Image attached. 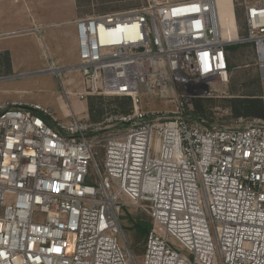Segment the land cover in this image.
Here are the masks:
<instances>
[{
  "label": "built area",
  "instance_id": "obj_1",
  "mask_svg": "<svg viewBox=\"0 0 264 264\" xmlns=\"http://www.w3.org/2000/svg\"><path fill=\"white\" fill-rule=\"evenodd\" d=\"M244 25L230 36L217 0H146L73 21L77 65L46 72L68 106L103 96L128 99L129 112L103 137L73 112L0 103V264H264V94L244 127L193 114L212 83H229L231 46L250 45L264 85V1L245 7ZM63 72L82 89H64ZM153 102L171 110H146ZM128 208L149 216L140 257Z\"/></svg>",
  "mask_w": 264,
  "mask_h": 264
},
{
  "label": "rangeland",
  "instance_id": "obj_2",
  "mask_svg": "<svg viewBox=\"0 0 264 264\" xmlns=\"http://www.w3.org/2000/svg\"><path fill=\"white\" fill-rule=\"evenodd\" d=\"M162 2L163 0H158ZM264 0H219L218 11L220 24L230 36L242 37L245 35L244 10L246 6L262 2ZM146 5V0H1L0 8L6 9L8 17L16 15L21 18L24 26L29 22H35L40 26H46L51 22H65L76 18L110 14L130 9H136ZM20 23V20L18 21ZM75 31V29H74ZM45 30L36 34L38 43L33 37H16L14 40L0 42V49L5 53L0 54V78L7 73V58L12 57L16 64L14 75L17 73H29L38 67L41 62L46 68L53 65L51 50L46 39ZM231 38L232 40H235ZM2 39V38H0ZM234 61L231 68L230 81L226 86L212 83L210 95L198 100L202 111L196 116L202 118L209 125H218L228 128H240L248 125L252 117L233 116L231 103L233 98H255L264 94V85L258 78V72L249 45L238 44L232 53ZM77 65V64H76ZM54 66V65H53ZM55 67V66H54ZM58 68V67H56ZM48 70V69H47ZM67 74V75H66ZM69 78L70 83L64 85V79ZM64 89L75 93L82 89L81 77L78 72L62 73L60 79ZM10 91L4 95L0 92V101L21 100L30 104L49 106L56 109L55 90L61 92V87L52 74L37 76L18 77L15 79L0 80V91ZM71 99V98H70ZM1 103V102H0ZM26 103V104H27ZM85 110L80 111L78 118L95 124L103 131V137L115 132L114 118L129 111L130 102L126 99L108 98L103 96H91L85 102ZM195 104L193 114H195ZM143 109L145 107L143 106ZM170 111L167 105L153 102L146 110ZM59 120H62L58 113H55ZM96 163L99 164L102 155V148L96 150ZM140 218L143 222L149 220L148 214L143 210L128 208L124 211L122 225L124 233L132 248L133 253L140 257L144 252L145 238L139 237L135 230H132L131 219Z\"/></svg>",
  "mask_w": 264,
  "mask_h": 264
},
{
  "label": "crops",
  "instance_id": "obj_3",
  "mask_svg": "<svg viewBox=\"0 0 264 264\" xmlns=\"http://www.w3.org/2000/svg\"><path fill=\"white\" fill-rule=\"evenodd\" d=\"M5 10L6 9L0 8V32L1 34H3V37L2 39H0V42L5 40H14L16 37L29 36L33 37L36 43H38V38L36 37V34H40L41 31L45 30L44 39H46L47 43L49 44L53 65L55 67H58V69H69L76 66V64L78 63V54L73 21L77 20L78 18L67 20L65 22H51L46 26H40L35 22H31V24L27 22V24L23 26L20 17L17 18L15 14L10 17H7L4 12ZM19 20L20 23H18ZM3 53H5V51L0 49V54ZM7 66V73L4 74L3 77L0 78V80H7L6 78L15 79L18 77L51 74L46 72L48 69V65L46 68V64L44 62H41L36 68V70L32 72L17 73V75H14V70L17 67L12 57L8 58ZM69 83V78H65L64 85H68ZM0 92L6 95L10 91L2 89ZM55 94L56 109L52 110L49 106L43 107L49 109L54 113H58L61 119H66V116L69 115V113L71 112L76 115H79L80 111L83 112V110H85L86 105L83 102L77 100L76 98H71L69 100L70 104L68 106L64 98L62 97V94H60V91L55 90ZM0 102L2 103V101ZM4 102H22L25 104L27 103L21 100L14 99L4 100ZM27 104L37 105L30 103ZM38 106L41 105L38 104Z\"/></svg>",
  "mask_w": 264,
  "mask_h": 264
},
{
  "label": "trees",
  "instance_id": "obj_4",
  "mask_svg": "<svg viewBox=\"0 0 264 264\" xmlns=\"http://www.w3.org/2000/svg\"><path fill=\"white\" fill-rule=\"evenodd\" d=\"M238 45H234L228 48L229 52L232 54L234 50L237 48ZM250 46V45H249ZM251 49V47H250ZM7 64H8V58H7ZM233 67V65L230 66V70ZM8 69V66H7ZM128 100V99H126ZM231 103V109L233 111V116L235 118L239 117H252V118H259L262 116L261 107H260V101L258 97L255 98H246V97H240V98H233L229 101ZM195 116L202 111V107L199 105V101L195 102ZM127 111L126 113H128ZM124 113V114H126ZM131 227L132 230H135L139 237L145 238L147 236V232L150 228V221L143 222L140 218H133L131 219ZM145 245V241H144Z\"/></svg>",
  "mask_w": 264,
  "mask_h": 264
},
{
  "label": "bare ground",
  "instance_id": "obj_5",
  "mask_svg": "<svg viewBox=\"0 0 264 264\" xmlns=\"http://www.w3.org/2000/svg\"><path fill=\"white\" fill-rule=\"evenodd\" d=\"M218 1L219 0H217V14H218L219 22H220V16H219V11H218ZM58 72H59V70H58Z\"/></svg>",
  "mask_w": 264,
  "mask_h": 264
},
{
  "label": "water",
  "instance_id": "obj_6",
  "mask_svg": "<svg viewBox=\"0 0 264 264\" xmlns=\"http://www.w3.org/2000/svg\"><path fill=\"white\" fill-rule=\"evenodd\" d=\"M6 79H9V78H6Z\"/></svg>",
  "mask_w": 264,
  "mask_h": 264
}]
</instances>
